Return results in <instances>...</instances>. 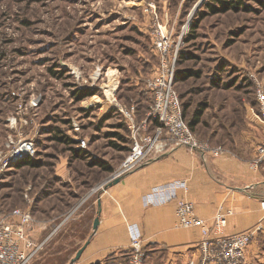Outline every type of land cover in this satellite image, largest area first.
Masks as SVG:
<instances>
[{
	"label": "rangeland",
	"instance_id": "rangeland-1",
	"mask_svg": "<svg viewBox=\"0 0 264 264\" xmlns=\"http://www.w3.org/2000/svg\"><path fill=\"white\" fill-rule=\"evenodd\" d=\"M159 24L172 43L184 119L203 112L191 129L197 139L240 155L258 151L264 0H0V210H28L31 234L53 219L30 264H73L68 255L87 223L71 219L131 152L124 110L135 108L138 125L151 111ZM25 141L35 153L18 158ZM250 229L246 264H264V220ZM199 255L200 264H224L201 247Z\"/></svg>",
	"mask_w": 264,
	"mask_h": 264
},
{
	"label": "crops",
	"instance_id": "crops-1",
	"mask_svg": "<svg viewBox=\"0 0 264 264\" xmlns=\"http://www.w3.org/2000/svg\"><path fill=\"white\" fill-rule=\"evenodd\" d=\"M171 146L166 153L116 177L118 182L114 178L71 219V223L86 222L87 230L69 253V259L73 261L89 241L80 259L71 263L127 264L130 236L134 234L144 240L148 264H200L201 230L178 225L177 201L145 203V196L154 187L175 180L186 181L188 192L182 189L180 196L193 202L196 215L209 224L213 225L220 207L230 211L224 234L248 230L264 220V163L255 164L256 148L246 155L226 149L215 156ZM97 217L100 222L94 231ZM52 221H40L32 233L35 241L44 242V232ZM45 254L46 259L52 257Z\"/></svg>",
	"mask_w": 264,
	"mask_h": 264
},
{
	"label": "built area",
	"instance_id": "built-area-1",
	"mask_svg": "<svg viewBox=\"0 0 264 264\" xmlns=\"http://www.w3.org/2000/svg\"><path fill=\"white\" fill-rule=\"evenodd\" d=\"M156 45L161 61L154 75L148 81L153 95L151 111L145 121H134L135 108L125 109L124 114L130 120L133 144L131 152L121 165L116 176L133 171L151 159L164 154L171 145L185 147L193 152L218 156L222 148L211 147L197 139L183 116L182 100L176 89L175 56L172 55V43L165 27L159 24L155 30ZM258 98L264 114V90H258ZM150 122L159 125L149 131ZM171 144V145H170ZM85 145V144H84ZM16 156L23 158L35 153L32 141H25L17 148ZM256 163L264 162V144L258 149ZM188 192L184 180H175L154 187L146 196L147 205H162L177 201L178 225L199 227L202 233L200 247L209 261L224 264H246L247 248L254 236L253 229L239 233L224 234L230 211L220 207L213 225L196 215L194 203L180 196V190ZM264 210V200L261 202ZM33 217L28 210L16 208L7 214L0 210V264H30L42 249V243L36 242L31 234ZM130 264H144L145 245L140 236L131 234Z\"/></svg>",
	"mask_w": 264,
	"mask_h": 264
},
{
	"label": "trees",
	"instance_id": "trees-1",
	"mask_svg": "<svg viewBox=\"0 0 264 264\" xmlns=\"http://www.w3.org/2000/svg\"><path fill=\"white\" fill-rule=\"evenodd\" d=\"M219 1H222V0H219ZM229 6H230V4H229ZM182 106H183V114H184V117H185V106H184L183 102H182ZM202 114H203V112H201L200 110L196 111L195 115L191 118V121H187L192 130L195 128V126L197 124L200 123ZM56 138H58L59 141L66 142L68 144H71L73 142L72 139H70L68 137H64V136L63 137H56ZM26 162L31 164V165L35 164L34 161H30L29 159Z\"/></svg>",
	"mask_w": 264,
	"mask_h": 264
},
{
	"label": "water",
	"instance_id": "water-1",
	"mask_svg": "<svg viewBox=\"0 0 264 264\" xmlns=\"http://www.w3.org/2000/svg\"><path fill=\"white\" fill-rule=\"evenodd\" d=\"M118 181H119V179L116 178L115 182H118ZM99 222H100V220H99V218L97 217V218L95 219V221H94V231L97 230V228H98V226H99ZM88 243H89V241H87L86 244L78 250V252H77L75 258H74L73 261H72L73 263L80 259L81 255H82L83 251L85 250L86 246L88 245Z\"/></svg>",
	"mask_w": 264,
	"mask_h": 264
}]
</instances>
